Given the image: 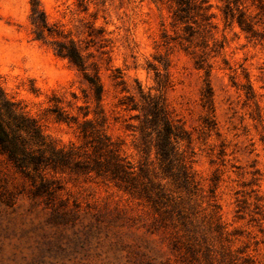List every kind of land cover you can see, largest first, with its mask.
Wrapping results in <instances>:
<instances>
[{
    "label": "clouds",
    "instance_id": "clouds-1",
    "mask_svg": "<svg viewBox=\"0 0 264 264\" xmlns=\"http://www.w3.org/2000/svg\"><path fill=\"white\" fill-rule=\"evenodd\" d=\"M195 3L200 5L199 12L193 11L191 18L184 21L177 17L179 5L174 0H35V5L33 0L16 3L6 0L0 29V114L5 120L9 119L4 108L7 104L13 116H24L23 106L16 105L19 99L29 96L32 104L23 112L31 115L26 118L36 121L46 145L60 152L74 145L78 147L80 137L71 131L74 126L87 122L95 124L110 114L119 113L117 101L123 100L128 106L124 118L132 123L129 117L135 116V123L144 126L148 141L155 145L166 138L174 145L176 132L172 125L183 123L193 103L188 82L181 83L189 71L185 61L200 53L194 44L189 47L185 28L195 30L201 17H209L207 26H216L211 32L210 44L217 34L220 38L226 36L233 41L232 49H243L236 57L241 63L247 54L249 63L259 61L264 64V0H239V3L195 0ZM229 5L234 15L226 19L225 9ZM253 33L260 35L254 37ZM73 48L78 59H73L70 54ZM184 48L188 50L187 56L178 51ZM252 56H256V60L251 59ZM244 66L248 67L247 64ZM202 105L201 114L211 123L216 115L212 92L207 93ZM260 107L264 109V99H261ZM46 116L61 123L42 128ZM62 116L66 119L59 118ZM69 120L73 123L69 124ZM212 145L214 138H209L196 151H211L209 146ZM196 158L200 159L199 156ZM214 158L209 155L195 169L202 190V208L207 207L205 201L214 203L210 199L214 194L210 192ZM42 175L43 181L37 179V188L41 183L58 180L57 195L70 203L81 204L77 194L88 187L84 182L86 178L73 176L70 171L62 172L60 176L46 171ZM261 188L264 189V185ZM258 195L264 196V190H259ZM18 203L27 207L30 202L26 197H20ZM261 205V216L252 213L255 227H248L247 238L233 241L227 248V259L232 264H264V202ZM149 227L151 225H137L131 231L155 242L152 250L142 247L137 253L153 260L154 264H183L180 258L186 250H171L169 240L172 237L197 242L193 253L188 255L191 264H217V261L224 264L223 253L214 249L207 232L195 219L187 224H167L159 232L150 233ZM100 242L103 246L96 249L101 253L100 257L95 258V253L90 259L81 257V264H108L109 260L115 264L108 248L117 243V238L101 237ZM5 243L8 255H11V245L17 241ZM117 255L121 257V264H127V249Z\"/></svg>",
    "mask_w": 264,
    "mask_h": 264
},
{
    "label": "rangeland",
    "instance_id": "rangeland-1",
    "mask_svg": "<svg viewBox=\"0 0 264 264\" xmlns=\"http://www.w3.org/2000/svg\"><path fill=\"white\" fill-rule=\"evenodd\" d=\"M5 2L6 0H0V29L3 25ZM7 2L16 3L21 0ZM215 28L213 25L211 32ZM210 37L211 34L206 38L197 35L194 39L193 44L200 49V53L186 59L189 71L181 81L188 82L193 101L192 110L181 123L193 140L190 151L194 152L192 173L195 179L191 192L178 193L177 185H169L167 180H162L155 152L147 164L150 169L156 167L155 172H158L159 176L157 181H162L174 192L172 196L181 203L182 210H168L169 214L163 220L149 205L132 198L114 184L96 178L85 179L88 187L77 194L81 204L70 203L60 197L67 206L52 210L47 208L43 199L32 196L30 183L0 155V264H81V257L90 259L93 253L98 259L101 253L96 249L103 246L100 238L110 239L112 236L117 238V243L110 245L108 251L112 253L115 264H121V257L117 253L124 249L129 251L127 264H154L153 260L137 253L142 247L152 250V244L155 242H149L143 236L136 235L131 228L137 225H151L148 229L150 233L159 232L161 227L166 228L167 224H182L179 212L186 217L187 223L195 219L203 226L214 249L223 255L227 254L222 257L224 264L229 263L228 246L233 241L247 238L245 232L248 227H255V217H252V213L261 216V202H264V196L258 195L259 190H264L261 188V185H264V109L260 107L261 99H264L261 97L264 92V64L259 61L255 64L249 63L247 54L242 57L241 63L236 57L243 51L242 48L232 49L233 41L226 36L220 38V34H217L214 42L210 44ZM188 44L189 47L193 45ZM207 46L209 47L206 48ZM215 46L217 51L212 52ZM178 51L187 56V48ZM205 53L207 55L203 58H206V68L207 65L212 66L209 76L206 70L196 65V60ZM251 59L256 60V56ZM245 64L248 67H245ZM207 82L210 83L216 104L215 120L211 123L201 114L202 101L208 93ZM85 97L87 98V93ZM13 99L16 100V97ZM73 99H76L75 94ZM18 102L24 109L32 104L27 95ZM71 106L69 102V107ZM123 113L125 112L120 109L119 113L110 114L108 133L114 140L124 143L125 155L138 166L144 160L143 154L136 146L138 135L126 130L125 125L129 122ZM43 118L46 119V124L42 125V128L49 124L55 127L61 123L51 116ZM131 121L137 125L135 120ZM71 131L74 135L77 134L75 126ZM209 138H214V145L209 146L211 151H196L199 145ZM185 147L186 143H182L181 150H185ZM209 155L215 157L211 161L214 171L210 189V192L214 193L210 196L214 203L205 201L207 207L202 208V190L196 179L198 173L195 169L199 168ZM197 156L200 159H197ZM20 197L28 199L30 203L27 207L18 203ZM248 217L252 218L245 223ZM217 223L221 225V232L215 231ZM125 228L128 231H123ZM12 240L17 243L11 245L12 253L8 255L5 242ZM173 241L174 237L169 240L170 249L178 252L174 249ZM187 243L193 245L189 252L192 254L194 243L197 242L188 240ZM25 252L28 255H24ZM182 258L181 256L183 264H190ZM108 264H113V261L109 260Z\"/></svg>",
    "mask_w": 264,
    "mask_h": 264
},
{
    "label": "trees",
    "instance_id": "trees-1",
    "mask_svg": "<svg viewBox=\"0 0 264 264\" xmlns=\"http://www.w3.org/2000/svg\"><path fill=\"white\" fill-rule=\"evenodd\" d=\"M233 1L239 3V0ZM174 2L179 5L177 12L179 20L186 21L191 18L193 11L199 12L200 5H197L195 0H174ZM204 2L206 3L207 0ZM33 5H35V0H33ZM232 15L234 14L229 5L225 10L226 19ZM210 19L209 17H201L195 30L190 27L184 29V32L188 34L185 37L188 43L193 44L192 37L196 38L197 35L206 38L207 35L211 34L213 25L211 28L207 26ZM241 22L243 23V15H241ZM248 30L251 31L250 25ZM252 35L256 37L260 34L253 33ZM216 51L215 46L212 52ZM70 54L73 59H78L75 48L71 50ZM205 55L207 53L196 60V65L200 69L206 70V74L209 76L212 66L207 65L208 69L206 68V58H203ZM207 89L208 92L212 91L209 82H207ZM16 106L22 105L18 102ZM117 107L124 112L128 111V106L123 100L118 101ZM4 108L7 109L9 119L5 120L4 115L0 114V155L24 180L30 183L32 196L43 199L47 208L59 210L65 208L67 204L61 201L60 196L57 195V190L60 187L58 180L41 183L37 188V179L43 181L42 174L45 171L57 176L61 175L62 172L68 173L70 171L73 176L96 178L114 184L115 187L132 198L149 205L163 217V220L169 214L168 210H182L181 203L172 196L174 192L162 181H157L159 176L158 172H155L156 167L150 169L147 165L149 158L155 152L162 180H167L169 185L170 183L177 185L178 193L182 191L191 192V186L195 179L192 173L194 152L190 151L193 140L191 134L180 122L172 125L176 132L174 145L169 143L166 138L161 143L154 145L145 136L144 126L127 123L125 125L126 130L138 135L136 146L144 157L143 162L136 166L125 155L124 143L114 140L108 133V118H102L95 124L87 122L82 126H75L80 137L77 142L78 147L74 145L72 148L61 149L60 152H57L51 145H46L40 129L36 126L37 122L26 118L30 115L23 112L24 108H22V114L25 117L13 116L11 107L7 104L4 105ZM81 110L83 111V109ZM59 118L66 119L63 116ZM130 119L136 120V117L132 116ZM68 123L72 124L73 122L69 120ZM21 132L25 134L21 135ZM182 143H186L185 150H181ZM157 164L155 163V166ZM33 188L36 190L33 191ZM179 215L182 223L187 224L186 217L180 212ZM214 217L216 216L214 215ZM215 231L221 232V225L218 223ZM173 242L176 251L186 250L182 259L191 264L187 255L193 248L192 243L183 242L176 237H174ZM228 264H232V261L230 260Z\"/></svg>",
    "mask_w": 264,
    "mask_h": 264
}]
</instances>
